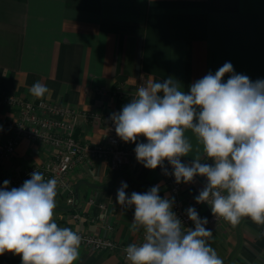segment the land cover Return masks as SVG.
I'll return each instance as SVG.
<instances>
[{
    "label": "crops",
    "instance_id": "0c3cea01",
    "mask_svg": "<svg viewBox=\"0 0 264 264\" xmlns=\"http://www.w3.org/2000/svg\"><path fill=\"white\" fill-rule=\"evenodd\" d=\"M225 62L253 82L264 80V0H0V94L38 100L29 88L37 81L45 84L50 94L39 99L81 114L74 129L81 143L102 141L105 115L121 111L149 79L163 82L171 77L188 91ZM228 78L226 74L223 79ZM89 113L100 118L82 115ZM14 116L0 102V120ZM185 136L193 150L181 162L191 163L204 155L203 148L191 130ZM5 138L0 130V144ZM141 141L139 137L137 143ZM50 155L45 144L23 138L14 154L1 160L0 172H20ZM68 179L74 202L67 204L64 191L57 188L58 226L118 243L110 250L81 244L75 264H130L119 245L136 242L143 231H131L134 207L122 208L117 190L126 182L130 196L159 185V195L171 198L162 173L135 160L115 170L105 162L85 160L75 164ZM206 182L197 176L182 183L181 203L190 205ZM196 210L200 218L211 213L205 205ZM76 213L78 219L73 218ZM207 229L213 232L208 242L224 264H260L264 226L244 218L234 228L222 219ZM0 264H21V257L5 252Z\"/></svg>",
    "mask_w": 264,
    "mask_h": 264
},
{
    "label": "clouds",
    "instance_id": "9594fccd",
    "mask_svg": "<svg viewBox=\"0 0 264 264\" xmlns=\"http://www.w3.org/2000/svg\"><path fill=\"white\" fill-rule=\"evenodd\" d=\"M29 92L39 99L50 89L37 81ZM109 119L123 142L136 144V159L145 168H163L167 160L177 184L205 177L194 199L207 203L215 218L234 228L244 218L264 226V80L253 82L235 73L230 62L192 83L188 91L171 77L163 82L149 79ZM187 130L195 134L204 155L182 163L193 150ZM139 137L147 143H137ZM30 177L18 188L9 190L8 180L0 187V255H19L21 264H75L82 238L54 220L58 180L45 179L37 170ZM127 188L121 182L117 203L134 207L131 231H143L142 242L124 249L130 264H224L208 242L213 232L205 227L207 218H200L194 207L186 215L195 227L185 231L173 211L174 198H162L159 185L130 196Z\"/></svg>",
    "mask_w": 264,
    "mask_h": 264
},
{
    "label": "built area",
    "instance_id": "2783aa9c",
    "mask_svg": "<svg viewBox=\"0 0 264 264\" xmlns=\"http://www.w3.org/2000/svg\"><path fill=\"white\" fill-rule=\"evenodd\" d=\"M0 102L12 109L15 116L11 120H0V130L6 132L5 140L0 144V162L1 160L12 156L15 152L18 142L27 138L45 144L50 149V158L37 164H32L20 172L4 174L0 172V187L3 181L8 180L9 190L13 187H20L24 181L30 179V174L34 171H40L45 179L56 178L58 180L57 188L65 194V202L73 204L74 198L68 176L76 163L85 160H99L105 162L111 170L118 169L132 160L137 161L134 149L136 145L123 142L115 132V125L109 119L111 114L105 115L106 133L104 139L96 143H81L74 135V129L78 116L81 115L76 109L69 108L60 103L46 100H27L18 96L9 94H0ZM92 120L99 119V114H82ZM143 143H147L146 138L142 137ZM138 162V161H137ZM162 173L164 183L174 198L173 211L180 218L184 230L194 229V223L186 215L189 207L195 209L202 205L210 207L207 203H196L194 200L190 205L185 206L181 203L179 193L181 185L177 184L175 177L171 175L173 171L167 160L164 161L163 168L157 167ZM164 169H167L166 175ZM92 202V199H89ZM104 207L103 204L99 205ZM78 219V214L73 215ZM203 219V218H202ZM208 224L218 223L222 218H215L212 214L207 217ZM110 228V227H109ZM81 236L84 246L91 250H110L117 246V242L109 237L87 234L76 230ZM143 240V232L140 238L134 243H140ZM128 244L119 245L125 258L124 249ZM127 261V260H126ZM130 263V262H129ZM260 264H264V254Z\"/></svg>",
    "mask_w": 264,
    "mask_h": 264
}]
</instances>
